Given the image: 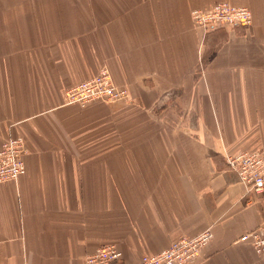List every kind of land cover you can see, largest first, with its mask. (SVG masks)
Here are the masks:
<instances>
[{"label":"crops","instance_id":"obj_1","mask_svg":"<svg viewBox=\"0 0 264 264\" xmlns=\"http://www.w3.org/2000/svg\"><path fill=\"white\" fill-rule=\"evenodd\" d=\"M246 8L250 27L194 28L193 9ZM105 68L126 102L67 103ZM0 264H84L113 244L138 264L212 238L192 264H264L240 237L264 223L227 155L264 157V0H0Z\"/></svg>","mask_w":264,"mask_h":264},{"label":"built area","instance_id":"obj_2","mask_svg":"<svg viewBox=\"0 0 264 264\" xmlns=\"http://www.w3.org/2000/svg\"><path fill=\"white\" fill-rule=\"evenodd\" d=\"M194 28L213 30L225 27H250L251 12L228 2H220L210 9H193L190 12ZM70 103L83 106L92 101L105 103L126 102L127 93L116 87L104 68L91 80L80 83L66 91ZM25 147L22 138L11 137L0 145V182L15 181L25 173ZM225 165L234 170L239 183L254 197L264 194V157L260 152H242L227 155ZM209 231L182 238L157 254L143 255L138 264H192L201 249L211 240ZM240 241H249L254 252L264 256V223L254 231L244 234ZM122 259L121 252L113 244L102 245L84 258V264H113Z\"/></svg>","mask_w":264,"mask_h":264},{"label":"rangeland","instance_id":"obj_3","mask_svg":"<svg viewBox=\"0 0 264 264\" xmlns=\"http://www.w3.org/2000/svg\"><path fill=\"white\" fill-rule=\"evenodd\" d=\"M103 70H104V68H102ZM102 69H100V71L98 72V74H100L101 73V71H102ZM108 72V71H107ZM97 74V75H98ZM108 74H109V72H108ZM110 76V75H109ZM111 78V77H110ZM91 80V79H90ZM72 88V87H71ZM70 89V88H69ZM67 91V90H66ZM65 95H66V100H67V103H69V104H74V105H78V106H81V105H79L78 103H70L69 101H68V98H67V93L65 92ZM93 102V101H92ZM90 103V102H89ZM114 103H116V102H114ZM88 104V103H87ZM86 105V104H85ZM85 105H83V106H85ZM83 106H81V107H83ZM14 137H16V136H14ZM17 137H20V138H22V140H23V142H24V139H23V137L22 136H17ZM9 138H11V137H9ZM8 138V139H9ZM7 139V140H8ZM6 141V140H5ZM4 141V142H5ZM24 147H25V142H24ZM25 154H26V147H25ZM25 156V155H24ZM238 179V178H237ZM195 237V236H194ZM182 239V238H181Z\"/></svg>","mask_w":264,"mask_h":264}]
</instances>
